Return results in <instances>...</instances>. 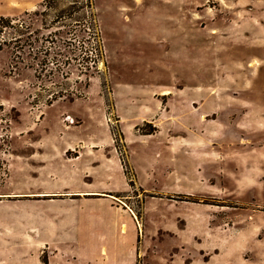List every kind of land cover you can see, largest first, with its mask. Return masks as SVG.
<instances>
[{"label":"rangeland","instance_id":"obj_1","mask_svg":"<svg viewBox=\"0 0 264 264\" xmlns=\"http://www.w3.org/2000/svg\"><path fill=\"white\" fill-rule=\"evenodd\" d=\"M0 264H264V0H0Z\"/></svg>","mask_w":264,"mask_h":264},{"label":"crops","instance_id":"obj_2","mask_svg":"<svg viewBox=\"0 0 264 264\" xmlns=\"http://www.w3.org/2000/svg\"><path fill=\"white\" fill-rule=\"evenodd\" d=\"M41 122V121H40Z\"/></svg>","mask_w":264,"mask_h":264}]
</instances>
